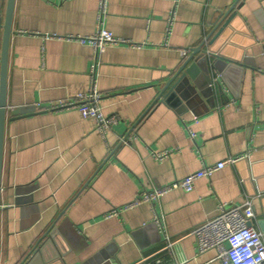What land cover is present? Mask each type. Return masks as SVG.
I'll return each instance as SVG.
<instances>
[{
	"label": "crops",
	"instance_id": "1",
	"mask_svg": "<svg viewBox=\"0 0 264 264\" xmlns=\"http://www.w3.org/2000/svg\"><path fill=\"white\" fill-rule=\"evenodd\" d=\"M98 2H13L6 105L35 109L14 117L7 111L0 264H25L33 248L39 257L31 264H220L215 249L198 251L189 233L219 203L251 198V224L263 226L264 0H105L101 26L139 45L110 44L97 55L98 104L119 117L104 137L76 107L39 108L89 89L93 48L68 36L95 32ZM1 42L2 30L0 55ZM200 44L242 69H228L224 80L215 74L221 89L214 95L197 89L177 103L157 98L183 61L180 50ZM163 149L167 156L156 159L152 152ZM246 152L191 190L161 195L154 208L162 229L146 202L103 217L143 189ZM53 226L58 233L50 239Z\"/></svg>",
	"mask_w": 264,
	"mask_h": 264
},
{
	"label": "built area",
	"instance_id": "2",
	"mask_svg": "<svg viewBox=\"0 0 264 264\" xmlns=\"http://www.w3.org/2000/svg\"><path fill=\"white\" fill-rule=\"evenodd\" d=\"M105 0H99L96 12L97 28L90 35H69L68 38H74L80 42H88L94 52V60L90 65L89 73L91 76V85L85 92H77L73 97L51 103L39 108L55 109L76 107L80 110L83 117L91 116L95 121V128L101 136H105L106 131L115 124L119 117L115 114H104L100 109L98 100L100 93L94 85V69L96 58L107 45L127 43L137 46L138 43L114 36L108 29L101 26V19L104 13ZM172 20L169 16L168 22ZM2 30V10L0 8V31ZM188 49H181L180 53L185 56ZM41 59H43V47H41ZM191 137L194 132L188 128ZM121 143H126L125 138H121ZM169 150L163 149L153 151L152 154L156 159H162L167 156ZM247 157V152L229 156L226 159L214 163L202 164L198 169L191 171L182 177L174 179L168 183L143 189L129 202L110 208L104 213L103 217L118 216L123 210L136 206L140 203H148L153 212L152 220L160 229L163 228L161 216L155 211L154 204L164 193L174 189L181 188L189 191L194 187V181L200 177H209L215 170L222 168L226 163H233L238 159ZM255 213L251 198H245L240 204H234L226 207L224 203H219L217 212L212 217L194 226L190 234L194 236L195 246L198 251L208 248H214L216 251L215 258L220 264H264V240L262 232L251 224V219ZM163 248L170 249L172 240L167 234H164ZM137 264V263H134ZM171 264H178L176 261Z\"/></svg>",
	"mask_w": 264,
	"mask_h": 264
},
{
	"label": "water",
	"instance_id": "3",
	"mask_svg": "<svg viewBox=\"0 0 264 264\" xmlns=\"http://www.w3.org/2000/svg\"><path fill=\"white\" fill-rule=\"evenodd\" d=\"M13 2L14 0H6L5 8L2 13V42L0 55V178L4 125L7 118V111L9 112L10 117H14L23 113L31 112L35 109L33 106H21L7 109L8 107L6 105L5 90L7 75V55L11 33ZM232 68L241 70L242 64L229 59H221L211 51L201 48V44L197 45L196 47H193L189 50V52L184 56L183 61L178 66V68L160 85L157 98H160L161 96V98L165 101L172 100L173 103H177L184 96H188L190 92L196 93L197 89H200L203 94L214 95L221 89L219 79L224 80L226 71ZM215 74L219 75V79L216 78ZM212 80L215 83L212 82ZM261 221L263 223L261 231L264 232V219ZM57 230L58 228L54 226L49 229L48 235L50 236V239H53L55 237V234L58 233ZM38 250L42 252L43 247L39 248ZM38 257V251H34V248L31 249V251L28 253L29 259L25 264H31V262ZM20 264H23V262H21Z\"/></svg>",
	"mask_w": 264,
	"mask_h": 264
}]
</instances>
